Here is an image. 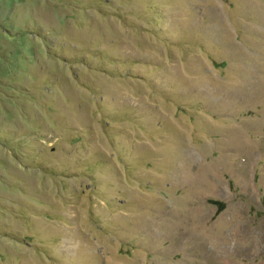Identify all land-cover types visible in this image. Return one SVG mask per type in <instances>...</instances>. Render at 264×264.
Masks as SVG:
<instances>
[{
  "label": "rangeland",
  "instance_id": "obj_1",
  "mask_svg": "<svg viewBox=\"0 0 264 264\" xmlns=\"http://www.w3.org/2000/svg\"><path fill=\"white\" fill-rule=\"evenodd\" d=\"M0 264H264V0H0Z\"/></svg>",
  "mask_w": 264,
  "mask_h": 264
}]
</instances>
